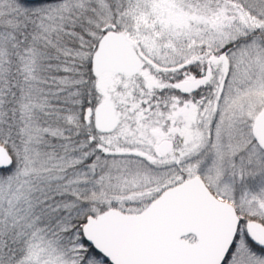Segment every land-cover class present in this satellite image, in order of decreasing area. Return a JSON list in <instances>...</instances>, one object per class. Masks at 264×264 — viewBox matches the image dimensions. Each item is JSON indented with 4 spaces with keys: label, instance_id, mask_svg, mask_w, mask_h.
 <instances>
[{
    "label": "snow or ice",
    "instance_id": "snow-or-ice-1",
    "mask_svg": "<svg viewBox=\"0 0 264 264\" xmlns=\"http://www.w3.org/2000/svg\"><path fill=\"white\" fill-rule=\"evenodd\" d=\"M0 264H264V0H0Z\"/></svg>",
    "mask_w": 264,
    "mask_h": 264
}]
</instances>
